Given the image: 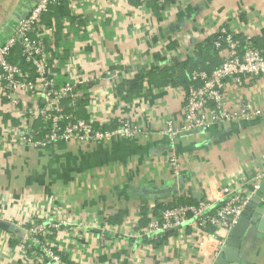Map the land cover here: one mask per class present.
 Returning <instances> with one entry per match:
<instances>
[{"label": "crops", "instance_id": "crops-1", "mask_svg": "<svg viewBox=\"0 0 264 264\" xmlns=\"http://www.w3.org/2000/svg\"><path fill=\"white\" fill-rule=\"evenodd\" d=\"M35 1L0 0V46ZM65 14L57 18L60 46L51 42L55 54L66 52L55 69L58 82L66 81L58 70L73 56L81 60L82 75L92 78L77 116L114 125L129 118L143 134L0 150V264H46L19 247L16 225L25 223L24 229L32 219L57 225L49 237L68 264H212L199 255L190 228L155 237L161 241L141 230L157 210L207 198L218 203L221 186L264 175V116L181 133L170 142L165 123L179 120L188 85L167 76L180 77L182 63L189 76L199 46L222 26L264 47V0H167L162 6L155 0H66ZM208 54L221 62L213 49ZM141 74L137 96L124 100L118 86L132 88ZM224 101L264 109V77L240 88L228 83ZM172 154L178 175L168 163ZM263 219L264 204L242 240L239 264H264Z\"/></svg>", "mask_w": 264, "mask_h": 264}, {"label": "built area", "instance_id": "built-area-1", "mask_svg": "<svg viewBox=\"0 0 264 264\" xmlns=\"http://www.w3.org/2000/svg\"><path fill=\"white\" fill-rule=\"evenodd\" d=\"M59 1L36 0L0 46V101L5 115L0 116V150L17 146L34 151L62 144L91 145L143 134L141 127L129 118L112 127L109 120L77 116L74 101L81 93H74V89L91 83L92 78L82 75L81 60L73 56L58 70L66 81L58 82V60L53 58L56 48L51 43L56 25L52 21L46 23L43 17ZM155 1L162 6L167 0ZM212 47L221 63L209 73L202 69L191 71L190 85L182 91L180 118L165 123L163 133L170 142L181 133L264 116V109L250 102L226 105L224 101L228 83L240 88L248 81L264 77V47L257 46L251 37L237 39L223 26L214 33ZM168 163L174 175H178L180 163L174 154ZM262 178L260 173L237 185L221 186L218 203L207 198L150 214L140 234L155 238L168 231L190 228L196 234L199 255L213 262ZM22 225L25 223H17L16 228L24 253L37 254L41 263L68 264L49 237L50 229L57 225L38 224L35 219L24 229ZM100 229L114 233L105 225Z\"/></svg>", "mask_w": 264, "mask_h": 264}, {"label": "trees", "instance_id": "trees-1", "mask_svg": "<svg viewBox=\"0 0 264 264\" xmlns=\"http://www.w3.org/2000/svg\"><path fill=\"white\" fill-rule=\"evenodd\" d=\"M65 6H66V0H60L58 5L52 7L50 9V11L44 15L43 19L46 23H51V20H53L56 24V34L54 35V38L56 36V39L54 41V44L59 47L60 46V42H59V35H60V32L61 30L63 29L62 26H61V22L60 20L62 19H57L58 17H62V16H65ZM46 17V19H45ZM213 39H214V36L211 37V38H208L206 39L203 43L204 45L203 46H199L198 48V59L196 60H192L190 61L193 65L190 66V68L188 69V73L190 72L191 73V69L193 70H197L196 68L198 69H202L204 71H206L207 73L211 72L212 69L216 68L220 63L217 62V58L216 57H212L208 54L210 50L213 49L212 47V42H213ZM53 57L57 58V60H59L61 58V60H65L66 59V52L64 53V55L61 57V56H58V54H53ZM207 63V64H206ZM219 63V64H217ZM185 63H182L181 64V67L179 68L181 71V75L180 77L179 76H170L168 75L167 76V79L170 80L171 82H174V83H177L179 82L178 84H182V85H190V78L189 76H186L183 74V69H185ZM199 66V67H198ZM189 73V75H190ZM144 77V74H141L139 75L138 77L135 78L134 82L132 83V88H129L127 83L125 84H120L118 86V93L120 95H123V99L124 100H127L126 98L127 97H134V96H137V92H138V87H137V84L139 83V81H141ZM165 79V82H168V80ZM60 80V79H58ZM188 80V81H187ZM64 82H60V84H62ZM91 86V84H83V85H79V86H76L75 89H74V93H78L80 92L81 93V96L76 98L75 101H74V105H75V109H76V112L80 111L81 109H84L86 103H87V99H88V88ZM114 126V124H112V127ZM181 204H189V203H184L183 202H179L178 205H181ZM161 209V208H160ZM162 210V209H161ZM160 210H157V212H159ZM162 239H154V241H161Z\"/></svg>", "mask_w": 264, "mask_h": 264}, {"label": "water", "instance_id": "water-1", "mask_svg": "<svg viewBox=\"0 0 264 264\" xmlns=\"http://www.w3.org/2000/svg\"><path fill=\"white\" fill-rule=\"evenodd\" d=\"M28 10L29 9H27L25 15L20 19L27 16ZM262 204H264V175L257 190L247 202L238 222L230 230L221 254L212 262V264H239L242 240L254 220L255 213L259 212V207ZM263 223L264 219L261 221V224ZM172 232L173 231H168L164 234L157 235L156 237L169 235Z\"/></svg>", "mask_w": 264, "mask_h": 264}]
</instances>
